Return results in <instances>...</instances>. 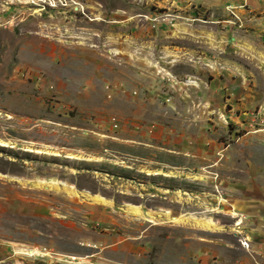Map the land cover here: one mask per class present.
Here are the masks:
<instances>
[{"label":"rangeland","instance_id":"rangeland-1","mask_svg":"<svg viewBox=\"0 0 264 264\" xmlns=\"http://www.w3.org/2000/svg\"><path fill=\"white\" fill-rule=\"evenodd\" d=\"M263 108L264 0H0V264L237 259Z\"/></svg>","mask_w":264,"mask_h":264},{"label":"crops","instance_id":"crops-1","mask_svg":"<svg viewBox=\"0 0 264 264\" xmlns=\"http://www.w3.org/2000/svg\"><path fill=\"white\" fill-rule=\"evenodd\" d=\"M260 177L255 179L260 182V186L249 192L244 191L241 187L244 185L252 186V181L250 180L243 182L241 179H236L233 181V187H236V192L241 194L238 198L234 199L238 203L236 204V210L241 214V218L237 220H242L241 225L246 223V227L242 230L240 236L246 235L249 239L250 245L249 250H244L241 248L239 243H227L229 246L227 249L234 250L235 254H238L237 259L227 260V255L224 257L216 258L217 264H264V166L261 165L258 170ZM241 180V181H240ZM218 184L214 183V186ZM219 187V185H218ZM217 187V189H218ZM219 190V189H218ZM241 227V226H240ZM239 227V229H240ZM238 227L234 226L233 229L236 230ZM234 236L237 234L232 232ZM238 236V235H237ZM236 236V237H237ZM225 247V246H224ZM226 248V247H225ZM207 251L215 252V249L208 247ZM236 251V252H235ZM205 260V259H204ZM208 264V260H206Z\"/></svg>","mask_w":264,"mask_h":264},{"label":"bare ground","instance_id":"bare-ground-1","mask_svg":"<svg viewBox=\"0 0 264 264\" xmlns=\"http://www.w3.org/2000/svg\"><path fill=\"white\" fill-rule=\"evenodd\" d=\"M188 83L195 84L194 82H191V81H189ZM94 202L99 203V202H102V201L99 200V202H98V201L95 200ZM127 210L131 214L139 215V217H140V215H142V212L140 211L139 206L128 205ZM158 214L161 215V213H158ZM147 215L148 216H152L151 213H147ZM164 215L167 216L169 219H171V221L177 222V223L178 222L186 223V222H189L190 220H192V221H194V223L196 224V226H199V227H201L204 230H220V229H222L220 226L217 225L216 222H214L212 219H208V218H197V217H194V216H187V217H185L186 216L185 213H184L185 216L184 215H181V216H178V217H170L172 215H170L169 212H165ZM238 224H239V222H238Z\"/></svg>","mask_w":264,"mask_h":264},{"label":"built area","instance_id":"built-area-1","mask_svg":"<svg viewBox=\"0 0 264 264\" xmlns=\"http://www.w3.org/2000/svg\"><path fill=\"white\" fill-rule=\"evenodd\" d=\"M62 4H63V3H62ZM63 5H65V4H63ZM216 189H217V188H216ZM217 191H218V190H217ZM238 222H239L240 224H238ZM241 223H242V220H236V221L234 222V225L238 227L237 229H239ZM240 233H241V232H240Z\"/></svg>","mask_w":264,"mask_h":264}]
</instances>
